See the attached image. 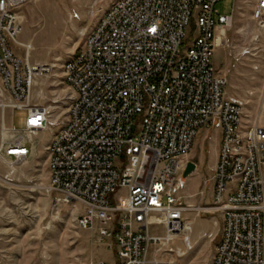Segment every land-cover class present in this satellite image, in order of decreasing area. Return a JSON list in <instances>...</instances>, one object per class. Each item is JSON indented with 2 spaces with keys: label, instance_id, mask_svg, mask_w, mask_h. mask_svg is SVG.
<instances>
[{
  "label": "built area",
  "instance_id": "obj_1",
  "mask_svg": "<svg viewBox=\"0 0 264 264\" xmlns=\"http://www.w3.org/2000/svg\"><path fill=\"white\" fill-rule=\"evenodd\" d=\"M33 1L0 0V159L12 163L29 159L33 137L49 127L48 109L33 106L31 95L52 68L30 62L31 46L18 43ZM218 2L95 0L88 16L97 22L62 65L74 99L46 147L50 188L84 206L77 226L117 264H172L163 255L192 210L183 173L202 130L219 133L211 202L199 209L221 219L212 264H264V126L248 125L241 102L225 97L214 54L239 8L233 0L221 15ZM250 7L264 29V0ZM16 111L26 112L22 131L6 126ZM118 189L126 205L111 204Z\"/></svg>",
  "mask_w": 264,
  "mask_h": 264
},
{
  "label": "rangeland",
  "instance_id": "obj_2",
  "mask_svg": "<svg viewBox=\"0 0 264 264\" xmlns=\"http://www.w3.org/2000/svg\"><path fill=\"white\" fill-rule=\"evenodd\" d=\"M95 0H35L22 12L21 45L31 46L30 62L53 67L35 79L31 104L49 113L46 132L33 137V155L24 162L0 159V264H117L107 246H102L89 231L77 226L85 208L78 202H65L51 190L46 147L67 121L74 99L63 81L62 65L82 46L97 19L88 16ZM252 0H238V13L214 62L219 74L227 78L225 97L241 102L248 125L264 126V29L251 18ZM233 0H219L215 10L232 12ZM15 47L24 59V48ZM51 67V68H52ZM26 112L6 113V126L22 131ZM218 134L202 130L187 159L196 164L186 179L184 195L191 205L186 215V230L177 236L163 255L172 264H212L221 236L219 215L204 209L211 202L213 167L216 165ZM1 141V115H0ZM264 176V165H263ZM196 183L194 190L189 184ZM193 187V186H192ZM114 206L127 203V191L118 189L110 197ZM163 235L162 229H152ZM184 238L190 241L185 247Z\"/></svg>",
  "mask_w": 264,
  "mask_h": 264
},
{
  "label": "water",
  "instance_id": "obj_3",
  "mask_svg": "<svg viewBox=\"0 0 264 264\" xmlns=\"http://www.w3.org/2000/svg\"><path fill=\"white\" fill-rule=\"evenodd\" d=\"M197 166L193 162H188L186 169L183 173L184 179L189 178L192 174L196 172Z\"/></svg>",
  "mask_w": 264,
  "mask_h": 264
},
{
  "label": "crops",
  "instance_id": "obj_4",
  "mask_svg": "<svg viewBox=\"0 0 264 264\" xmlns=\"http://www.w3.org/2000/svg\"><path fill=\"white\" fill-rule=\"evenodd\" d=\"M214 169H215V166L213 167V170H214ZM195 184H196V183H190V184H189V187H190L189 191H190V190H192V191L194 190V187L196 186ZM192 186H193V187H192ZM212 190H213V189H212Z\"/></svg>",
  "mask_w": 264,
  "mask_h": 264
},
{
  "label": "bare ground",
  "instance_id": "obj_5",
  "mask_svg": "<svg viewBox=\"0 0 264 264\" xmlns=\"http://www.w3.org/2000/svg\"><path fill=\"white\" fill-rule=\"evenodd\" d=\"M221 45H222V44H221ZM221 45H219V46H221ZM219 46H218V47H219ZM218 47H217V49H218ZM51 67H52V66H51ZM52 69H53V67H52ZM32 91H33V90H32ZM1 121H2V120H1ZM47 129H48V127H46V129H45V130H47ZM45 130H44V131H45ZM42 133H43V132H42ZM185 228H186V227H185ZM185 230H186V229H184V231H183V232H185Z\"/></svg>",
  "mask_w": 264,
  "mask_h": 264
}]
</instances>
